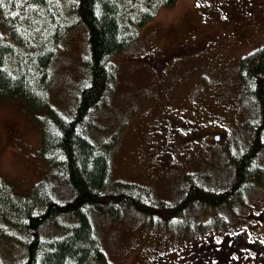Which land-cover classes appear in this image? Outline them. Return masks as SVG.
<instances>
[{
  "label": "trees",
  "instance_id": "trees-1",
  "mask_svg": "<svg viewBox=\"0 0 264 264\" xmlns=\"http://www.w3.org/2000/svg\"><path fill=\"white\" fill-rule=\"evenodd\" d=\"M174 1L0 0V96L21 99L37 115L38 155L47 166L48 180L59 182L72 192L69 199L58 202L49 193L48 180H42L31 188V193L12 199L0 180V224L14 233L22 231L27 237L25 258L18 264H112L105 259L94 233L92 214L115 220L129 210L141 214L152 225L158 222L153 219L157 217L164 229L174 230L178 229L184 209L199 206L205 209L201 214H210L212 209L225 210L232 200L242 198L245 189L264 179V170L255 160L264 149V141L253 127L250 147L226 158L236 170L233 179L237 182V195L214 192L216 188H226L232 178L229 182L213 179L215 188H210L202 178L187 177L183 186L189 187V193L180 196L179 190V200L173 203L156 197L152 186L129 182L132 176L124 175L126 181L110 180V151L117 134L97 143L90 138L89 130L110 97L116 70L112 57L134 44L139 30L158 10ZM230 11L235 21L237 11ZM79 25L86 31L87 51L82 61L86 80L78 88L70 112L65 114L48 103L49 67L59 41ZM247 44L241 39L232 48L235 62L240 63L239 73L218 78L224 82L222 86L233 82L237 86L234 93L242 84L241 92L251 94L260 105L259 119L264 120V43L242 59L239 53ZM236 73L241 84L230 79H236ZM58 216L74 222L62 235L44 240L27 230L36 231L41 221ZM156 226L163 230L159 224ZM0 235L17 240L4 230ZM158 236H154V241ZM0 264H5L1 257Z\"/></svg>",
  "mask_w": 264,
  "mask_h": 264
},
{
  "label": "rangeland",
  "instance_id": "rangeland-1",
  "mask_svg": "<svg viewBox=\"0 0 264 264\" xmlns=\"http://www.w3.org/2000/svg\"><path fill=\"white\" fill-rule=\"evenodd\" d=\"M215 3V0L212 2L211 0H175L171 5L158 10L139 30L134 44L112 57L116 70L110 97L106 106L99 112L96 124L89 130L90 138L97 143L103 142L112 134H117L110 151L111 181H126L124 175H132L127 173L130 168H136V165L130 162L132 148L136 147L137 142L146 140L143 131L157 113L156 107L160 103L183 110L191 105L189 103L197 102L202 98L209 99V104L212 103L210 99L216 103L223 101L232 105L237 103L236 114L240 118L243 117V120L229 138V143L233 145L232 149H236L232 153L235 151L242 153L248 147L252 139L253 127L264 141V120L259 119L260 105L249 92L245 95L241 92L240 100L236 102L234 91L237 86L233 82L222 86L224 82L220 83L213 72L205 70L198 60L190 59L183 66H175L171 76L161 87H158L154 81L155 70L151 75L150 69L139 58L146 51H156L157 41L163 35L172 42L179 37L190 41L195 36L196 28L206 18H210L209 16L212 17L211 23L209 25L203 23L206 25V30L221 33L224 37L230 36L229 30L223 31L224 27L218 18V12L211 10ZM261 5L264 6V0H261ZM250 31L252 33V30ZM246 48L247 45L243 46L242 50L245 51ZM86 51V31L80 25L75 26L59 41L58 52L50 64L48 103L65 114L70 112L69 108L73 107L78 88L86 80L82 64ZM161 88L164 93L163 98L156 99V103L153 104L152 95ZM36 116L21 99L0 96V180L10 191L12 199L23 193H31V188L36 183L48 180L47 166L38 155L40 135ZM148 141H151V138ZM225 158V153H220L218 157L213 158L211 166L201 167V173H207L205 176L219 182H229L232 178V167L230 163H226ZM256 163L264 167V149L257 154ZM48 182L49 193L58 202H64L72 196V192L59 182L52 179ZM180 186V182L172 180L167 187L155 188V196L169 203L176 202L177 199L179 200ZM259 192L260 189L254 186L250 190V195ZM204 210L199 206L190 208L178 221L183 225L185 220L188 223L191 221V226L194 227L196 221L201 220L200 214ZM219 212L224 215L226 211L221 209ZM213 214H209L210 222L214 221ZM153 219L158 221L157 223L164 230L163 222L157 217ZM91 222L105 259L112 264H151L152 257L149 255L152 254L157 243L154 241V236L158 234L168 238L173 237L170 232L147 222L141 214L129 210L115 220L92 214ZM73 223L72 219L58 216L41 221L36 232L41 239L47 240L62 235ZM6 228L3 223L0 224V232L4 230L6 235L13 234L17 240L11 241L8 239L10 237L0 235V257L5 264H18L25 258L24 243L27 237L22 231L14 233ZM176 231L180 234L179 230ZM180 240L165 242L177 246L185 242L182 241V237ZM175 254L176 252L173 251L171 256Z\"/></svg>",
  "mask_w": 264,
  "mask_h": 264
},
{
  "label": "flooded vegetation",
  "instance_id": "flooded-vegetation-1",
  "mask_svg": "<svg viewBox=\"0 0 264 264\" xmlns=\"http://www.w3.org/2000/svg\"><path fill=\"white\" fill-rule=\"evenodd\" d=\"M215 2L211 10L218 12L223 31L229 30L231 37L206 30L205 24L211 23V16L196 28L195 36L190 41L179 37L172 42L165 35L159 37L157 50L146 51L139 57L150 69L151 75L155 70L154 81L158 87L171 76L175 66H183L188 59L198 60L205 70L213 72L217 78L218 76L221 79L229 78L232 72L239 71L240 65L235 62L232 48H235L241 39L248 43L247 51L238 54L243 59L262 45L264 6L261 5V0H215ZM231 9L233 12L237 11L235 21L230 15ZM230 79L238 80L241 84L239 74L236 75V79L235 76ZM241 86L242 84L235 92L238 94L234 93L236 102L240 100ZM163 94L162 88L157 89L152 95L154 99L152 103L155 104L156 99L163 98ZM202 99L189 103L191 105L185 110L181 107L179 109L164 106L161 103L157 105V113L143 131L146 140L137 142L136 147L132 148L130 162H133L136 168L128 170L127 173H131L133 177V180H128L129 182L161 189L162 186L167 187L172 180H176L181 184L180 196L189 193L190 189L183 186V181L190 176L193 179L202 178L206 185L215 188L213 178L205 176L207 173H201V167L211 166L213 158L222 152L226 158L240 153L238 151L232 153L236 149H232L233 145L229 143V138L243 117L237 116L235 104L226 101L216 103L213 99H210L212 103L209 104V99ZM149 138L152 142L148 141ZM249 145L246 149L250 147ZM260 168L264 170L263 166ZM235 175L236 170L232 167V180L228 186L219 190L216 188L214 192L230 197L237 195L235 194L237 182L233 179ZM254 186L258 187L260 192L250 195V190ZM230 203L224 215L219 214L222 208L209 210L210 213H214L213 222L209 221V213L205 211L200 214L201 220L196 221L194 227L191 226V221L188 223L185 220L184 225L179 223L178 229L174 230H179L180 234H177L178 231L174 233L173 229L165 228L164 230L170 232L173 237L159 235L158 239L155 238L157 241L155 249L149 255L152 257L151 264H264V179L245 189L240 200H232ZM188 209H184L183 215H186ZM153 224L156 226L158 223ZM181 237L185 242L177 246L165 242L181 241ZM173 251L176 252L175 256H171Z\"/></svg>",
  "mask_w": 264,
  "mask_h": 264
},
{
  "label": "water",
  "instance_id": "water-1",
  "mask_svg": "<svg viewBox=\"0 0 264 264\" xmlns=\"http://www.w3.org/2000/svg\"><path fill=\"white\" fill-rule=\"evenodd\" d=\"M28 232L31 233V234H33L34 237L37 236V234L35 233L34 229H32V228H29V229H28Z\"/></svg>",
  "mask_w": 264,
  "mask_h": 264
},
{
  "label": "bare ground",
  "instance_id": "bare-ground-1",
  "mask_svg": "<svg viewBox=\"0 0 264 264\" xmlns=\"http://www.w3.org/2000/svg\"><path fill=\"white\" fill-rule=\"evenodd\" d=\"M250 62V61H249ZM251 63V62H250ZM93 219H94V217H93Z\"/></svg>",
  "mask_w": 264,
  "mask_h": 264
}]
</instances>
